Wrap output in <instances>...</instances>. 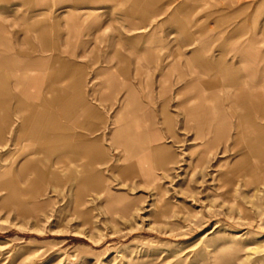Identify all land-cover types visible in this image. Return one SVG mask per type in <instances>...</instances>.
Masks as SVG:
<instances>
[{"label":"rangeland","instance_id":"1","mask_svg":"<svg viewBox=\"0 0 264 264\" xmlns=\"http://www.w3.org/2000/svg\"><path fill=\"white\" fill-rule=\"evenodd\" d=\"M181 1H136L134 31L105 0L75 8L55 2L50 10L0 0V23L10 30L27 28L40 12L60 17L68 8L86 10L79 13L91 24L90 34L71 43L87 83L93 81L96 95L106 97L114 94L113 84L127 81L119 69H105L117 61L113 48L131 58L135 83V133L125 129L103 140L106 155L85 166L81 177L67 176L65 164H55L59 178L42 180L44 185L15 176L23 211L3 201L0 187V264H264V0H245L240 9L238 0H188V20L184 11L167 20ZM149 3L168 5L149 17L143 8ZM234 22L242 24L236 36ZM132 35L139 37L135 57L123 39ZM235 40L246 45L248 82L235 70L239 57L182 58L191 47L231 54ZM192 70L203 71L209 88L196 84L187 90ZM223 74L227 79L216 82ZM238 82L250 92L251 133L235 116L242 106L230 108L239 101ZM198 94L218 117L221 131L212 143L207 141L214 127L207 130L206 116L187 119V110L201 104ZM108 103L95 104L103 110ZM150 127L160 136L147 134ZM23 150L0 146V183L10 178V169L17 172Z\"/></svg>","mask_w":264,"mask_h":264},{"label":"crops","instance_id":"2","mask_svg":"<svg viewBox=\"0 0 264 264\" xmlns=\"http://www.w3.org/2000/svg\"><path fill=\"white\" fill-rule=\"evenodd\" d=\"M22 1L32 9L50 10L55 2L69 1L75 8L81 4H96L103 0ZM105 1H109L114 9L119 11L129 30L135 31V2L139 0ZM239 1L240 9L246 2H237ZM152 5L149 3L143 7L150 12L149 17L159 14L168 4L157 7ZM217 8L215 5V10H219ZM170 9L167 20L170 21L174 17L172 15L179 11H184L188 20L192 7L188 0H182L174 10ZM79 12L85 13L86 10L79 9L76 12L68 8L60 17L46 16V12H40L27 28L18 30H10L8 26L0 23V146H9L11 149L16 144L19 149L23 148L25 151L24 156L18 160V173L10 169L6 174L10 178L3 180L0 187L6 191L3 201L19 211H23L26 203L16 188L17 183L13 182L15 176H30L39 181V185H44L42 182L50 180L51 176L59 178L60 170H55L54 165L59 164L61 168L60 164H65L62 171H66L67 176L81 177L85 166H91L106 155L103 140L106 141L109 136L117 137L125 129L135 133V83L130 80L131 58L116 48L112 49L117 61L107 62L105 69H119L127 81L121 87L113 84L111 87L114 94L97 96L95 87L91 86L93 81L87 83L83 75V65L73 59L75 47L71 39L87 36L91 30V24L85 22ZM236 12L237 9L229 12L232 19ZM239 18L241 22L245 21L242 17ZM222 19H226V16ZM241 28L242 24L234 22L231 31L233 36L239 34ZM123 39L135 57V39L139 40V37L132 35ZM231 42V54L222 49L216 54L204 53L200 48L191 47L182 58L221 57L226 61L233 56L239 57L241 66L235 67V70L243 81L248 78L247 62L244 60L246 45L244 40ZM62 43L66 44V47ZM170 56L169 54L165 58ZM201 64L202 68L203 62ZM166 68L168 67H164V71ZM182 71L183 68L180 74L186 73ZM202 73V70H192L194 77L187 82L188 91L196 84L201 87L204 84L209 88L210 82H202L199 75ZM216 77L214 79L220 83L227 79L224 74ZM243 82L242 85L238 82L236 87L235 98L237 96L239 101H234L230 107L251 106L250 102L246 101L250 92L243 86ZM196 97L201 101L197 106H202L203 94ZM105 100L109 101L108 105L103 110L99 109L95 103L102 104ZM128 105L132 108L121 113V109ZM214 115L218 122L215 112ZM125 116L126 127L123 125ZM117 122H121V125H116ZM147 134L152 137L160 135L154 127H150ZM72 164L75 168L71 167Z\"/></svg>","mask_w":264,"mask_h":264},{"label":"bare ground","instance_id":"3","mask_svg":"<svg viewBox=\"0 0 264 264\" xmlns=\"http://www.w3.org/2000/svg\"><path fill=\"white\" fill-rule=\"evenodd\" d=\"M231 108V107H230ZM234 108L235 107H233V110H234ZM240 109V108H239ZM243 110V111H242ZM242 110H240V113H237V114H235V116H236V118L240 121V122H242V123H248V127H246L247 128V132L248 133H251V132H253L254 131V128H253V126L251 125L252 123V121H251V116L249 115V113H248V111H247V106H242ZM242 111V112H241ZM233 112H235V110L233 111ZM238 112V111H237ZM198 114H200V115H202V116H206L205 117V121L207 122V124H208V128H207V130L208 131H211V127H214V132H212L213 133V137L211 138V139H209L208 141H207V143H212V141H214L213 139H215L216 138V135L217 134H219V131H221L219 128H218V126H217V121H216V117H215V115H214V112L213 111H208L206 108H204V105H202V106H195L193 109H189V110H187V119L190 121V120H192V116H197ZM232 116H234V115H232ZM256 125H254V127H255ZM197 127V126H196ZM258 127V126H257ZM155 130V129H154ZM257 130V129H256ZM152 132V131H151ZM154 132V131H153ZM160 136V135H159ZM150 138V137H149ZM152 138V137H151ZM154 138V137H153ZM155 139V138H154ZM159 141V140H158ZM155 142V141H154ZM149 155V154H148ZM146 156V155H145ZM145 156H144V158H145ZM139 157H141V156H139ZM172 158H173V156H171ZM139 160H142L141 158L139 159ZM144 160V159H143ZM149 161H147V164H149L148 163ZM145 166V165H144Z\"/></svg>","mask_w":264,"mask_h":264}]
</instances>
